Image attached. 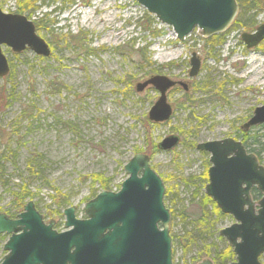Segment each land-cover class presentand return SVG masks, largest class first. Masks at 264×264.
I'll list each match as a JSON object with an SVG mask.
<instances>
[{
  "label": "rangeland",
  "instance_id": "rangeland-1",
  "mask_svg": "<svg viewBox=\"0 0 264 264\" xmlns=\"http://www.w3.org/2000/svg\"><path fill=\"white\" fill-rule=\"evenodd\" d=\"M20 1L24 0H0V10L18 14ZM62 1L50 8L37 3L19 14L35 27L43 14L48 15L52 25L45 20L44 29L36 27V34L48 45L50 57L2 48L10 73L0 79V214L16 219L33 202L44 223H54L62 232L65 210L82 212L104 192L92 176L103 175L111 181L110 192H118L128 178L125 166L136 154H146L165 185L166 207L175 211L169 226L173 264L235 261L219 235L235 221L216 217L209 204L204 210L216 219L215 235H203L190 246L184 237L192 230V214L202 205L208 183L203 176L209 155L196 146L237 139V129L264 106V42L248 50L242 41L244 33L253 34L264 25V0L252 12L239 9L234 24L215 44L214 37L204 38L198 29L184 41L177 40L171 27L135 0H75L67 6ZM146 17L154 21L158 37L144 30ZM193 54L201 61L194 79L189 77ZM155 76L185 84L188 90L178 86L170 91L172 119L150 126L148 114L159 93L152 87L143 93L136 89ZM170 135L181 138L180 146L159 152L157 145ZM8 147L16 152V167L8 158ZM30 159L44 176L30 186L36 197L15 213L13 194L29 182ZM63 198L69 204L60 207ZM183 213L191 216L185 223ZM7 241V235H0V264ZM260 261L264 264V256Z\"/></svg>",
  "mask_w": 264,
  "mask_h": 264
},
{
  "label": "water",
  "instance_id": "water-1",
  "mask_svg": "<svg viewBox=\"0 0 264 264\" xmlns=\"http://www.w3.org/2000/svg\"><path fill=\"white\" fill-rule=\"evenodd\" d=\"M158 22L171 27L179 41L196 29L204 38L225 33L235 22L237 0H135ZM242 41L253 49L264 41V25L255 33H244ZM6 46L15 54L31 50L48 58V45L36 34L34 23L18 14L0 10V79L8 76L10 66L2 53ZM189 76L196 78L201 61L193 54ZM185 84L155 76L137 85V92L154 88L160 95L148 118L155 124L169 122L173 109L167 93ZM264 125V106L254 110L241 129L245 132ZM180 137L170 135L159 143L160 151H172ZM209 154L210 168L206 195L219 210L231 215L235 223L219 234L234 249L233 264H261L264 256V165L248 153L240 141L228 138L197 145ZM128 175L118 193L102 192L85 206L87 220H78L75 209L64 211L66 229L61 233L54 223L45 224L33 202L15 220L0 214V234L10 236L2 264H173L171 214L164 203L165 185L152 169L150 158L136 154L124 168ZM256 189L262 199L251 197ZM256 206L258 210H256ZM200 264H212L204 260Z\"/></svg>",
  "mask_w": 264,
  "mask_h": 264
},
{
  "label": "trees",
  "instance_id": "trees-1",
  "mask_svg": "<svg viewBox=\"0 0 264 264\" xmlns=\"http://www.w3.org/2000/svg\"><path fill=\"white\" fill-rule=\"evenodd\" d=\"M59 0H24V1H20L19 2V7H17V13L18 14H25L27 12H29L30 10H32V8H35V5L37 3L41 4L42 7H46V8H50V4H55L57 3ZM263 0H247L245 2L240 1L239 2V9L240 11H248V12H252L255 10V8H257L258 4L260 2H262ZM64 3L65 6L67 5H73L75 3V0H63L62 1ZM67 4V5H66ZM18 6V5H17ZM48 18V15L43 14V17L41 19H39V21L36 23V27L39 31H42L44 29V25L45 22L47 21V23H49V26L52 25L51 22H49L48 20H46ZM46 20V21H45ZM146 26L144 27V30L149 32L154 38L158 37L160 35V33L158 32V30L153 26L155 23L154 21L151 19L148 21V18H145V23ZM214 38H212V42L215 43H219L221 40V38L218 36H213ZM135 53H139V50H137ZM206 83H205V87H203L202 89H206ZM190 99V98H188ZM149 121V119H148ZM150 122V121H149ZM150 126L153 125H160V124H153V123H149ZM237 129V128H236ZM237 131L239 132V134L237 133V140L241 139L243 145L245 146V148L255 154L257 156V158L259 159V161L261 162V164L264 165V126L261 127H257V128H253L252 130L248 131V132H244L241 127L237 129ZM180 135H182V132L179 133ZM182 145L187 146L185 143H182ZM194 146V144H193ZM158 149V147H157ZM138 152H142V151H138ZM205 154V153H204ZM7 155L8 158H11V162L12 164L16 167V152H13L10 150V147H8V151H7ZM41 155H35L34 158H41ZM0 162H1V158H0ZM37 162L34 161V159H30L27 161V165H26V171L28 174V181L29 182H25L26 184L20 186L18 188V192L13 194V200H12V206L15 210V213H18L19 211H21V209L24 207V205L26 204L27 201H31L32 199H34V197H36V194L32 193L30 190V186L31 184L36 180L35 178H39L40 176H44L42 172L38 171L37 168ZM208 160H206L205 162V166H206V171L204 173V181H207L208 179V168H209V164H208ZM92 179L94 180L95 183H98L100 185V188L102 190H106V191H110L111 189V181L108 179H105L103 175L101 174H96L94 176H92ZM252 196L253 199L255 201H258L261 199V194H259L257 192V190H253L252 191ZM169 198V197H168ZM170 202H173V200L169 199ZM201 200H202V205L195 207L194 213L192 214V218L193 220L190 222V226L192 228L191 231H188L185 234L184 238H188L189 242H188V246L192 245L194 242H196L197 238H200L203 235H215V223H216V219L212 216L209 218L208 213L204 210L205 205L209 204L211 205L214 210L216 212V214H214L216 217H224V215L220 212V210L217 208L216 204L212 201V199H210L209 197H207L206 195L201 196ZM69 204V199L68 198H63L60 202H59V206L63 207ZM200 210H199V209ZM194 209V208H193ZM172 213V220H174L176 218L175 216V211H171ZM186 213V212H185ZM17 215V214H16ZM188 216L191 218V216L189 214H187L186 216H184V213L180 216L183 223H185L188 219ZM195 232V233H194ZM210 255V254H208ZM223 259H221V262L223 264ZM221 262L218 261L219 264H221Z\"/></svg>",
  "mask_w": 264,
  "mask_h": 264
},
{
  "label": "flooded vegetation",
  "instance_id": "flooded-vegetation-1",
  "mask_svg": "<svg viewBox=\"0 0 264 264\" xmlns=\"http://www.w3.org/2000/svg\"><path fill=\"white\" fill-rule=\"evenodd\" d=\"M263 43V42H262ZM261 43V44H262ZM245 44V43H244ZM178 87V86H177ZM177 87H175L174 89H176ZM174 89H172V90H174ZM171 90V91H172ZM187 92V91H186ZM252 116V115H251ZM250 116V117H251ZM250 117L245 121V122H247L249 119H250ZM244 122V123H245ZM243 123V124H244ZM242 124V125H243ZM236 141H240L241 143H242V141H241V139H235ZM254 189H251V197H252V200L257 204L260 200H258V201H255L254 199H253V196H252V191H253ZM256 190V189H255ZM258 192V191H257ZM259 193V192H258ZM260 194V193H259ZM166 198V191H165V197H164V199ZM211 199V198H210ZM256 210H258V207L256 206ZM169 211H170V209H169ZM221 212V211H220ZM77 214L79 215V214H82V217H80V215L79 216H77ZM170 214H171V220H172V213L170 212ZM83 215H85L84 217H83ZM223 215H225V216H230V217H232L231 215H226V214H223ZM75 216H76V218H78V219H81V220H85L87 217H86V213H85V209L81 212V211H79V209L78 208H75ZM233 218V217H232ZM64 219H65V216H64ZM233 220H234V218H233ZM235 221V220H234ZM235 223V222H234ZM233 225V224H232ZM64 231H66L65 229H64ZM220 233V232H219ZM220 235V234H219ZM223 238V237H222ZM225 239V238H224ZM226 240V239H225ZM227 241V240H226ZM227 244H228V241H227ZM228 248H230V250L232 251V253H233V255L235 256V261H233V262H231L230 264H233L234 262H236V255H235V253H234V249L228 244ZM205 260H210L211 262H212V264H218V263H216V262H214V261H212L211 259H205ZM227 261V260H226ZM225 260H224V263L226 262Z\"/></svg>",
  "mask_w": 264,
  "mask_h": 264
}]
</instances>
